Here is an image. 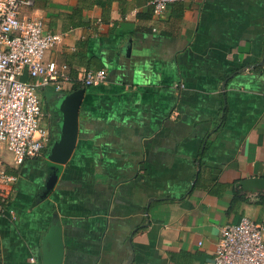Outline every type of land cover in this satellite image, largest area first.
<instances>
[{"label": "crops", "instance_id": "obj_1", "mask_svg": "<svg viewBox=\"0 0 264 264\" xmlns=\"http://www.w3.org/2000/svg\"><path fill=\"white\" fill-rule=\"evenodd\" d=\"M92 1L77 26L81 0L24 7L63 33L46 60L108 78L39 89L44 110L81 94L77 139L64 163L49 142L21 164L3 151L16 180L0 264H44L55 222L61 264H213L224 225L264 224V0H183L161 14L151 0Z\"/></svg>", "mask_w": 264, "mask_h": 264}, {"label": "built area", "instance_id": "obj_2", "mask_svg": "<svg viewBox=\"0 0 264 264\" xmlns=\"http://www.w3.org/2000/svg\"><path fill=\"white\" fill-rule=\"evenodd\" d=\"M183 0H151L156 14ZM33 0H0V214L14 189L3 151L16 164L42 155L50 140L44 123L43 96L39 89L53 86L56 92L80 82L93 86L107 81L105 69H81L76 75L70 65L46 60L47 50L62 41L63 33L46 30L43 19L28 16L24 7ZM31 78L29 80L28 78ZM14 215L13 210H9ZM213 264H264V224L242 215L222 227Z\"/></svg>", "mask_w": 264, "mask_h": 264}, {"label": "water", "instance_id": "obj_3", "mask_svg": "<svg viewBox=\"0 0 264 264\" xmlns=\"http://www.w3.org/2000/svg\"><path fill=\"white\" fill-rule=\"evenodd\" d=\"M80 102L81 94L72 93L60 97L56 103V106L62 113V117L59 122V136L52 143L49 151V157L54 162L64 163L71 156L77 139ZM57 178V170H53L47 180L44 195H47L48 192L54 187ZM44 241V264H61L64 252V242L61 226L58 222H55L50 226L45 235Z\"/></svg>", "mask_w": 264, "mask_h": 264}, {"label": "flooded vegetation", "instance_id": "obj_4", "mask_svg": "<svg viewBox=\"0 0 264 264\" xmlns=\"http://www.w3.org/2000/svg\"><path fill=\"white\" fill-rule=\"evenodd\" d=\"M44 111L45 117L43 121L48 127L50 135L49 145H51V143L54 142L56 136L59 134V110L52 104H46Z\"/></svg>", "mask_w": 264, "mask_h": 264}, {"label": "trees", "instance_id": "obj_5", "mask_svg": "<svg viewBox=\"0 0 264 264\" xmlns=\"http://www.w3.org/2000/svg\"><path fill=\"white\" fill-rule=\"evenodd\" d=\"M89 0H81V3H79L77 6H76V8H75V10H74V14H73V19L71 20V23H70V25H72V26H77V25H79V24H82V23H86V22H88L89 20L87 19V17L85 16V14L83 13V10H84V7H91L93 4H94V2L92 1V2H88ZM108 2H110V0H107ZM69 25V26H70ZM86 43V42H85ZM84 43V44H85ZM82 45V42L81 43H79V45ZM77 74V72L75 73V75ZM223 109H224V114H223V116H222V120H224L225 119V116H226V111H227V107L225 106V107H223ZM57 137V136H56ZM56 139V138H55Z\"/></svg>", "mask_w": 264, "mask_h": 264}, {"label": "rangeland", "instance_id": "obj_6", "mask_svg": "<svg viewBox=\"0 0 264 264\" xmlns=\"http://www.w3.org/2000/svg\"><path fill=\"white\" fill-rule=\"evenodd\" d=\"M47 91L52 92V89H49V90H47ZM62 97H63V96H62Z\"/></svg>", "mask_w": 264, "mask_h": 264}]
</instances>
